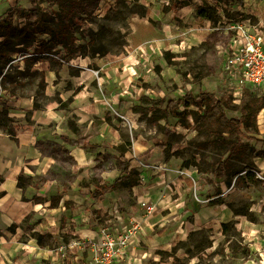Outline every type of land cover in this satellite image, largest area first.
<instances>
[{
    "label": "rangeland",
    "instance_id": "rangeland-1",
    "mask_svg": "<svg viewBox=\"0 0 264 264\" xmlns=\"http://www.w3.org/2000/svg\"><path fill=\"white\" fill-rule=\"evenodd\" d=\"M204 1L217 5L195 0ZM169 2L84 0L79 51L70 60L59 54L28 73L17 54L6 68L19 84L15 95L1 85L0 111L9 110L18 132L13 138L0 131V165L12 158L10 142L20 145L21 133L27 150L16 155L28 164L23 173L30 186L23 197L18 180L3 170L0 264H264V181L256 176L235 184L225 177L217 195L214 153L206 151L203 172L184 167L186 160L199 159L201 138L192 117L187 127L158 118L170 99L200 90L233 97L238 107L248 102V92L224 82L223 63L231 25L256 24V0L233 6L234 19L224 16L215 26L192 6L170 12ZM34 6L32 0H0V13L15 8L14 21L21 22L18 11ZM48 38L38 35L35 48ZM41 70L45 87L39 75L30 74ZM258 124L257 136L264 137L262 116ZM87 135L126 149L131 143L128 157L150 151V163L138 167L139 184L93 200L91 189L114 182L122 166L112 147L80 146L78 139ZM158 143L168 145L160 151ZM255 163L264 171V157ZM55 195L60 201L53 207ZM35 197L44 202L35 203ZM147 200L155 202V211L141 203ZM230 204L249 206L258 222L236 215Z\"/></svg>",
    "mask_w": 264,
    "mask_h": 264
},
{
    "label": "trees",
    "instance_id": "trees-1",
    "mask_svg": "<svg viewBox=\"0 0 264 264\" xmlns=\"http://www.w3.org/2000/svg\"><path fill=\"white\" fill-rule=\"evenodd\" d=\"M84 0H32L35 4L30 9H20L18 17L24 21H14L16 9L8 7L0 13V78L1 85L15 95L14 88L19 81L11 79L6 68H9L15 56L21 54L27 64L28 73L30 68L37 62L46 60H56L54 56L61 54L60 59L70 60L74 53L79 51L76 41L79 39V29L84 24L86 17L83 15ZM217 5H211L207 1L198 4L195 0H170L167 8L176 14L185 6H192L197 17L210 21L214 26L223 21L224 16L234 19L231 13L233 6H241L244 0H215ZM45 4V8L40 3ZM46 34L48 39H43L40 46L35 48L38 35ZM34 51H32V49ZM28 54V56H25ZM27 71H23L25 73ZM39 75L43 87H45L44 70L30 73ZM9 85H6L9 79ZM191 100V101H190ZM233 97L218 96L214 91L200 90L197 94L188 93L182 97L170 99L164 108V115L158 117L175 119L176 123L183 126H190L189 118L192 117L194 129L199 139L198 156L191 160H186L184 167L195 166L199 172H203L202 163L205 161L206 151L217 156V160L212 164L217 181L215 193H222L221 182L225 177L235 180V184L244 179H254L256 171L255 158L264 157V148L257 145H264V137H258L260 130L258 116L264 109V92L262 94H252L251 98L243 107H238L233 103ZM195 105L196 109H188V106ZM182 107H185L182 110ZM156 111V109H153ZM228 110H236L238 116L229 117ZM175 123V124H176ZM174 124V121L172 122ZM17 127L13 124V119L9 116V110L4 108L0 111V131H4L13 138H16ZM78 143L83 147L102 148L112 147L116 150V158L122 166L119 176L112 183H101L91 189L90 197L93 200H101L108 191H114L119 187L133 189L139 184L141 164H149L150 151H145L137 156L128 157L126 153L129 149L124 145H109L106 141H96L92 136L87 135L79 138ZM167 143H158L156 147L164 151ZM149 157V158H148ZM24 173L18 175L17 186L22 190V196L30 186L24 179ZM5 177L0 174V186L4 183ZM192 183V182H191ZM6 194L5 190L0 191V198ZM53 197V207L59 204L60 197ZM35 203L44 202L39 197H35ZM236 215H243L251 222H258L249 211V206L236 208L229 205ZM14 229V228H11ZM177 258V257H176ZM178 259V258H177Z\"/></svg>",
    "mask_w": 264,
    "mask_h": 264
},
{
    "label": "built area",
    "instance_id": "built-area-1",
    "mask_svg": "<svg viewBox=\"0 0 264 264\" xmlns=\"http://www.w3.org/2000/svg\"><path fill=\"white\" fill-rule=\"evenodd\" d=\"M232 35L225 48L223 70L224 82H230L236 91H253L262 94L264 86V31L249 20L234 22L231 25ZM0 89L1 78H0ZM5 91V90H3ZM257 178L264 181V171H256ZM196 181L194 180V185ZM148 212L157 209L154 201L141 202Z\"/></svg>",
    "mask_w": 264,
    "mask_h": 264
},
{
    "label": "crops",
    "instance_id": "crops-1",
    "mask_svg": "<svg viewBox=\"0 0 264 264\" xmlns=\"http://www.w3.org/2000/svg\"><path fill=\"white\" fill-rule=\"evenodd\" d=\"M261 0H256V5L253 6V10L255 11L254 15L256 17V24L264 31V2H260ZM248 92V93H247ZM264 92V86L262 87V93ZM245 93H247V95L251 96L253 94V91L247 90L245 91ZM259 116H262V120L264 121V109H262V111L260 112ZM20 139V145H18L17 143L11 141L9 145L10 149L14 146L15 149H11L12 151V158L8 159V160H2L1 165L3 166L0 169V174H2L3 170H6V177L9 178L7 175H10L11 173L14 174V180L18 179V175L21 172H25L26 169L28 170V164L26 165L25 162H23V157L21 158L20 156H17L16 154L18 152H25L27 150V144H25L27 142V140L24 139V136L20 133V135L18 136ZM4 142V137L1 138ZM22 150V151H20ZM4 161V163H3ZM19 165V166H18ZM25 170V171H23ZM196 170V169H195ZM194 170V172L196 173V171ZM16 173V174H15ZM26 173V172H25ZM194 173V174H195ZM189 175L191 176V178L188 179V182H193L194 183V179L193 177V173H189ZM5 177V176H4ZM2 187V186H0ZM2 190H5L4 187H2ZM21 195H22V190H21Z\"/></svg>",
    "mask_w": 264,
    "mask_h": 264
},
{
    "label": "bare ground",
    "instance_id": "bare-ground-1",
    "mask_svg": "<svg viewBox=\"0 0 264 264\" xmlns=\"http://www.w3.org/2000/svg\"><path fill=\"white\" fill-rule=\"evenodd\" d=\"M19 166V165H18ZM16 174V173H15ZM8 177H9V179H11V180H14V174L13 173H11L10 175H7ZM5 189V188H4Z\"/></svg>",
    "mask_w": 264,
    "mask_h": 264
}]
</instances>
